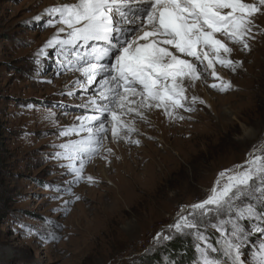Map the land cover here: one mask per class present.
Instances as JSON below:
<instances>
[{
    "label": "rangeland",
    "instance_id": "374dc122",
    "mask_svg": "<svg viewBox=\"0 0 264 264\" xmlns=\"http://www.w3.org/2000/svg\"><path fill=\"white\" fill-rule=\"evenodd\" d=\"M59 2L0 0V264H191L193 236L173 234L159 244L153 238L161 230L167 235L181 205L204 199L218 172L242 163L264 140V35H256L247 52L230 45L243 68L218 71L232 81V91L219 93L197 82L189 95L210 107L198 106L203 110L184 113L192 119L174 123L153 111L150 124L137 123L139 146L113 144L111 163H89L85 175L99 183L75 185L81 199L65 213L60 209L70 197H51L72 177L62 175L65 170L51 158L62 138L44 117L51 109L60 126L73 124L84 94H61L80 74L61 70L54 49L34 56L56 29L39 26L33 17ZM255 23L264 29V15ZM21 224L47 239L24 235ZM208 233L219 235L211 227ZM173 242L180 249L170 248Z\"/></svg>",
    "mask_w": 264,
    "mask_h": 264
},
{
    "label": "snow or ice",
    "instance_id": "6c2138e0",
    "mask_svg": "<svg viewBox=\"0 0 264 264\" xmlns=\"http://www.w3.org/2000/svg\"><path fill=\"white\" fill-rule=\"evenodd\" d=\"M260 15L264 0H61L34 16L39 26L56 29L34 56L54 49L61 70L80 74L61 94L75 95L77 89L84 94L77 106L82 114L73 124L60 126L51 109L44 117L62 138L51 158L65 170L62 175L72 177L51 197L60 199L61 192L70 197L60 210L67 213L68 205L81 199L75 185L99 183L85 169L96 158L111 163V145L141 144L137 123L150 124L149 113L158 111L170 123L192 119L184 113L210 107L189 95L197 82L219 93L232 91L234 84L218 68L233 73L243 68L230 45L250 51L249 42L264 35L255 23ZM209 227L219 235H210ZM20 228L26 236L40 234L31 225ZM167 228V235L156 234L154 244L173 234L193 236L191 264H264V140L242 163L218 172L204 199L181 205Z\"/></svg>",
    "mask_w": 264,
    "mask_h": 264
},
{
    "label": "trees",
    "instance_id": "16d2710c",
    "mask_svg": "<svg viewBox=\"0 0 264 264\" xmlns=\"http://www.w3.org/2000/svg\"><path fill=\"white\" fill-rule=\"evenodd\" d=\"M185 246H186V245H185ZM180 247H181V246H180V243H178V242H173V243L170 244V248H174V249H177V250H178V249H180ZM171 250H172V249H171ZM188 252H189V250L187 251L186 254H187V256H190V253H188Z\"/></svg>",
    "mask_w": 264,
    "mask_h": 264
}]
</instances>
